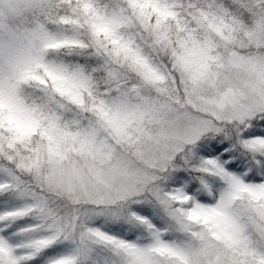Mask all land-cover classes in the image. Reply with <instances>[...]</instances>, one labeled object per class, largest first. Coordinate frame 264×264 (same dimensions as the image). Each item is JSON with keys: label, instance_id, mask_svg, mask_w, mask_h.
I'll return each instance as SVG.
<instances>
[{"label": "snow or ice", "instance_id": "obj_1", "mask_svg": "<svg viewBox=\"0 0 264 264\" xmlns=\"http://www.w3.org/2000/svg\"><path fill=\"white\" fill-rule=\"evenodd\" d=\"M0 264H264V0H0Z\"/></svg>", "mask_w": 264, "mask_h": 264}]
</instances>
